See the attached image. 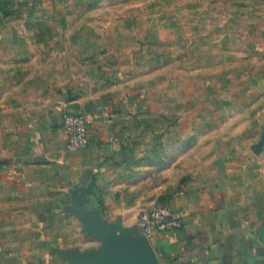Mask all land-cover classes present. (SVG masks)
Here are the masks:
<instances>
[{
    "label": "crops",
    "instance_id": "0c3cea01",
    "mask_svg": "<svg viewBox=\"0 0 264 264\" xmlns=\"http://www.w3.org/2000/svg\"><path fill=\"white\" fill-rule=\"evenodd\" d=\"M97 1L0 0V264H96L91 227L145 239L140 211L162 201L183 225L146 237L158 264H264V106L218 134L191 121L137 137L126 71L105 57L119 44L87 20ZM67 112L92 118L88 148L69 150Z\"/></svg>",
    "mask_w": 264,
    "mask_h": 264
},
{
    "label": "rangeland",
    "instance_id": "374dc122",
    "mask_svg": "<svg viewBox=\"0 0 264 264\" xmlns=\"http://www.w3.org/2000/svg\"><path fill=\"white\" fill-rule=\"evenodd\" d=\"M86 15L106 42L119 44L105 57L126 71L119 83L137 137L149 136L151 127L152 138L164 139L191 121L213 124L218 134L227 119L264 106V0H98ZM165 106L184 115H166ZM165 123L168 132L160 131Z\"/></svg>",
    "mask_w": 264,
    "mask_h": 264
},
{
    "label": "built area",
    "instance_id": "2783aa9c",
    "mask_svg": "<svg viewBox=\"0 0 264 264\" xmlns=\"http://www.w3.org/2000/svg\"><path fill=\"white\" fill-rule=\"evenodd\" d=\"M93 120L83 113L64 114V127L68 148L71 151L84 150L91 143L90 126ZM92 196L94 193L91 194ZM139 222L143 234L148 238L155 234L169 233L182 227L180 217L168 202L162 201L140 211Z\"/></svg>",
    "mask_w": 264,
    "mask_h": 264
},
{
    "label": "water",
    "instance_id": "95a60500",
    "mask_svg": "<svg viewBox=\"0 0 264 264\" xmlns=\"http://www.w3.org/2000/svg\"><path fill=\"white\" fill-rule=\"evenodd\" d=\"M92 189L87 190V198L79 203V209L85 219L95 220L97 212L84 208V203L91 199ZM93 234L104 242L107 252L98 257L96 264H158L155 253L145 239L129 240L127 233L115 236L113 233H102L91 227Z\"/></svg>",
    "mask_w": 264,
    "mask_h": 264
}]
</instances>
